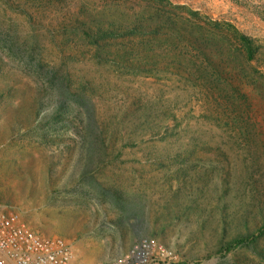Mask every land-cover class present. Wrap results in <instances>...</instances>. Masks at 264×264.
Returning a JSON list of instances; mask_svg holds the SVG:
<instances>
[{"label": "rangeland", "instance_id": "374dc122", "mask_svg": "<svg viewBox=\"0 0 264 264\" xmlns=\"http://www.w3.org/2000/svg\"><path fill=\"white\" fill-rule=\"evenodd\" d=\"M168 1L186 19L198 11L252 36L253 59L235 37L207 35L216 66L196 73L194 61L166 48L181 37L159 36L160 57L143 65L124 39L101 38L95 50L80 37L115 18L154 27V6H139L148 1L0 0V35L10 45L0 42V202L41 234L64 237L79 261H112L153 236L183 260L264 264V236L228 249L264 223V0ZM179 26L190 36L187 23ZM34 53L75 87L88 84L107 127L95 152L67 120L45 119L51 108L27 111ZM19 101L20 114L12 110ZM147 107L158 134L133 130Z\"/></svg>", "mask_w": 264, "mask_h": 264}, {"label": "trees", "instance_id": "16d2710c", "mask_svg": "<svg viewBox=\"0 0 264 264\" xmlns=\"http://www.w3.org/2000/svg\"><path fill=\"white\" fill-rule=\"evenodd\" d=\"M151 2L147 5H141L144 10L148 5H153L150 15L155 14L158 20L154 27L150 26L148 19L146 18V25H140L138 23H127L126 21L115 18L110 21V27H90V30H82L80 37L86 41L87 46L91 49L101 50L100 39L104 40H121L123 43L127 42L126 47H128L131 52L130 58L137 62L136 65H143L145 62L156 63L160 54L157 53V39L161 35H169L172 40L173 38L181 37L182 39H177L176 43L169 42L166 48L174 51V48L179 51L180 55H183L185 61H194L196 66V73L200 72V68L208 69L209 66L215 67V60L212 53L205 48L208 44L206 37L207 35H214L225 40H229L228 36L235 37L237 49L241 50L246 54L248 59H253L256 47L252 36L240 31L238 28L233 26L231 23L213 21V23L204 20L200 16L198 11L191 10L192 16L184 17L178 9H182L181 6H174L172 2L168 0H141ZM127 7V6H126ZM154 11H156L154 13ZM187 23L191 27L190 36L183 35L179 29V23ZM187 30V29H186ZM192 35V36H191ZM0 42L4 45L8 44L5 41V36L0 35ZM121 42V41H120ZM230 42V40H229ZM231 45L234 46L233 42ZM6 46V45H5ZM10 46V45H9ZM118 50L120 48H117ZM145 55H140L139 53H144ZM209 52V53H207ZM119 54V53H118ZM34 72L33 78L35 83L31 86V100L27 111L32 116H39L41 112L47 108H51L52 111L45 116L50 119L56 117L57 119L63 118L69 122V125L73 126L74 132L76 130L85 135V140L88 142V149L91 152H95L99 147L100 135L107 130V127L99 120L93 103V96L88 92L89 86L86 83L75 87L71 75L68 72H62L59 68L52 66L50 64H45L41 59L40 53H34ZM121 56V55H120ZM181 57L180 61L183 60ZM135 64V63H134ZM211 76H216L218 78L224 76V72H216L215 70ZM5 89L0 93L1 97L5 96ZM9 91L7 94H10ZM7 96V95H6ZM8 99L1 100L2 107L7 108L9 106L6 103ZM24 106L19 101L16 105L12 106V110L20 114L23 111ZM26 108V106H25ZM145 118L140 121H131L133 130L142 129L145 132L160 133L159 123L153 116V112L150 107H147V111L143 113ZM80 118L81 123L80 129L73 125L75 124V118ZM72 118V119H71ZM121 123V122H120ZM20 124V123H18ZM21 128V125H20ZM78 128V129H77ZM111 128V127H110ZM165 128V126H164ZM128 129V128H126ZM117 130V129H116ZM48 129L40 132L43 136H47ZM92 161V158L89 159ZM117 197V196H116ZM264 236V223L259 228V233L255 237H250L249 235H237L229 243L228 249H232L235 245H246L257 238Z\"/></svg>", "mask_w": 264, "mask_h": 264}, {"label": "built area", "instance_id": "2783aa9c", "mask_svg": "<svg viewBox=\"0 0 264 264\" xmlns=\"http://www.w3.org/2000/svg\"><path fill=\"white\" fill-rule=\"evenodd\" d=\"M0 264H203L183 260L177 251L153 236L135 239L131 249L105 263L75 259L71 245L61 236H46L21 215L0 202Z\"/></svg>", "mask_w": 264, "mask_h": 264}]
</instances>
